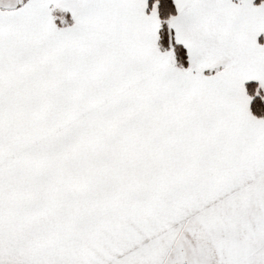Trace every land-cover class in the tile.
<instances>
[{
	"label": "snow or ice",
	"instance_id": "obj_1",
	"mask_svg": "<svg viewBox=\"0 0 264 264\" xmlns=\"http://www.w3.org/2000/svg\"><path fill=\"white\" fill-rule=\"evenodd\" d=\"M0 264H264V0H0Z\"/></svg>",
	"mask_w": 264,
	"mask_h": 264
}]
</instances>
